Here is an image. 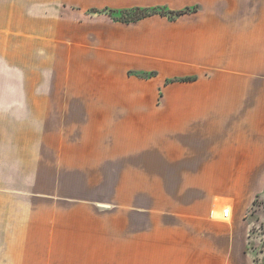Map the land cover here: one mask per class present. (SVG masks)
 Wrapping results in <instances>:
<instances>
[{
    "label": "crops",
    "instance_id": "obj_1",
    "mask_svg": "<svg viewBox=\"0 0 264 264\" xmlns=\"http://www.w3.org/2000/svg\"><path fill=\"white\" fill-rule=\"evenodd\" d=\"M85 6L91 14L74 10L49 27V43L62 50L53 58L63 64L46 107L55 108L56 92L59 121L84 126L74 147L65 129L59 134L62 171L72 170L66 157L74 149L89 159L80 172L114 166L113 187L125 196L103 210L3 179L6 158L14 174L23 162L0 136V264H255L263 236L264 0ZM155 6L191 10L130 22L92 11Z\"/></svg>",
    "mask_w": 264,
    "mask_h": 264
},
{
    "label": "rangeland",
    "instance_id": "obj_2",
    "mask_svg": "<svg viewBox=\"0 0 264 264\" xmlns=\"http://www.w3.org/2000/svg\"><path fill=\"white\" fill-rule=\"evenodd\" d=\"M89 1L0 0V136H6L7 149L16 145L22 151L23 162V171L14 174L10 158H6L9 166L3 179L33 181L40 195L49 193L59 198L70 197L72 201L86 199L100 203L99 208L106 210L116 207L117 195L125 196V190L117 193L113 187L114 166L106 164L104 168L108 170L100 173L80 172L79 168H89L81 165L89 159L72 149L66 157L72 170L62 171L63 157L57 154L59 134L65 129L72 136L70 143L74 147L78 143L74 134L84 126L63 125L59 121L64 110L56 92L52 103L55 108L46 107V90L60 86L58 75L63 64L53 58L54 52L62 50L56 42L49 43V27L57 25L55 20L64 14L73 16L74 10L91 14L90 7L85 6ZM79 114L75 109L71 116L78 118ZM92 128L86 126L87 134ZM96 185L100 187L94 188ZM258 203L263 236L257 237V249L251 256L255 264H264V200Z\"/></svg>",
    "mask_w": 264,
    "mask_h": 264
},
{
    "label": "trees",
    "instance_id": "obj_3",
    "mask_svg": "<svg viewBox=\"0 0 264 264\" xmlns=\"http://www.w3.org/2000/svg\"><path fill=\"white\" fill-rule=\"evenodd\" d=\"M190 10H191L190 8H186L179 11H171L165 8L164 6H155V7H131L125 9H112L105 7L100 10L93 9L92 11L106 13L110 15L114 20L130 22L153 14H160V15L173 17L176 15H181L183 13L189 12ZM142 75L150 76L153 75V72L144 73ZM186 79H190V78H183L181 80H186Z\"/></svg>",
    "mask_w": 264,
    "mask_h": 264
},
{
    "label": "built area",
    "instance_id": "obj_4",
    "mask_svg": "<svg viewBox=\"0 0 264 264\" xmlns=\"http://www.w3.org/2000/svg\"><path fill=\"white\" fill-rule=\"evenodd\" d=\"M230 214H231V208L227 205V206H224L221 210V216L222 218L224 219H227L230 217Z\"/></svg>",
    "mask_w": 264,
    "mask_h": 264
}]
</instances>
